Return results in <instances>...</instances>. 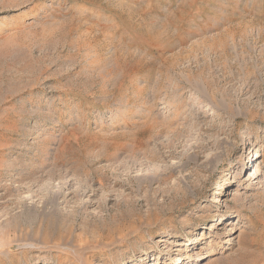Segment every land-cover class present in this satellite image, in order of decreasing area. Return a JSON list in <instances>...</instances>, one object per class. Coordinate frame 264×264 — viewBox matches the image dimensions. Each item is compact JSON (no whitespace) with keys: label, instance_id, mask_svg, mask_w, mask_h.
Returning <instances> with one entry per match:
<instances>
[{"label":"rangeland","instance_id":"rangeland-1","mask_svg":"<svg viewBox=\"0 0 264 264\" xmlns=\"http://www.w3.org/2000/svg\"><path fill=\"white\" fill-rule=\"evenodd\" d=\"M0 264H264V0H0Z\"/></svg>","mask_w":264,"mask_h":264},{"label":"bare ground","instance_id":"bare-ground-1","mask_svg":"<svg viewBox=\"0 0 264 264\" xmlns=\"http://www.w3.org/2000/svg\"><path fill=\"white\" fill-rule=\"evenodd\" d=\"M183 245H185V243H181L179 240L178 241H174V242H172V244L166 245L165 248H164V251L165 252L179 251V250H181L180 246H183Z\"/></svg>","mask_w":264,"mask_h":264}]
</instances>
